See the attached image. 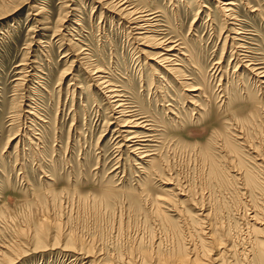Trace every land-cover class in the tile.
Returning a JSON list of instances; mask_svg holds the SVG:
<instances>
[{
    "label": "rangeland",
    "instance_id": "obj_1",
    "mask_svg": "<svg viewBox=\"0 0 264 264\" xmlns=\"http://www.w3.org/2000/svg\"><path fill=\"white\" fill-rule=\"evenodd\" d=\"M95 1L0 0V245L3 242L19 243L21 249L25 245L32 248V237L21 239L20 243L16 231L28 228L27 223L42 217L56 223V230L50 229L42 240L46 249L24 252L22 256L18 255L21 257L18 262L12 260L6 264H87L89 260L84 256L63 250V245L70 246L77 241L87 245L93 251L91 253H98L112 263L119 256L130 257L138 264L136 261H143V250L152 256L146 264H158V253L166 256L175 255L178 249L197 254L203 251L200 246L203 235L195 234L192 240L184 228V237L180 238L181 233L169 227L166 229L151 213L129 207L126 191H139L144 185L152 195H157L162 190V183L156 175L151 176L152 180L147 178L148 172L142 169L138 160L134 161L126 147L120 146L112 124L111 107L108 108L104 94L90 80L87 64L105 68V75L110 76L108 79L112 83L123 84L129 102L139 100L148 115L150 112L164 121L163 173L171 176L178 185L181 183L184 192L191 191L192 202L198 208L203 205L211 214L214 212L215 218L228 226L233 240L240 244L243 238H239V234L245 230L248 215L252 214L241 180L236 177L238 189L231 179L225 187H218L208 178V164L194 149L195 145L205 144L212 130L224 125L231 126L230 131L235 133L238 116H245L249 108H254L256 96H262L264 92L251 77H233L235 65L229 45L222 49L223 37L229 33L219 3L215 0H143L145 5L142 2L146 7L161 10L159 23L169 27L168 33L172 37L185 41L199 66L207 68L220 62V68L226 71L223 76L216 77L189 76L207 90L206 100L204 95L200 102L206 111H210L208 117L193 122L190 114L184 111L187 99H182L187 92L176 81L180 78L168 77L150 58L155 50L138 45L128 24ZM232 1L240 18L237 23L248 37L251 36L249 33H256L253 37L257 49L263 51L264 0ZM255 9L263 14L259 15L253 11ZM221 28L222 36L219 35ZM257 45L252 44V47ZM82 53H88V58H83ZM183 68V76L191 74L190 64L186 63ZM153 69L170 82L171 86L162 88L165 93L153 85L157 77L151 74ZM225 87L231 89L230 92L237 89L243 97L247 92L248 97L240 98L239 104L233 102L226 108L217 96ZM166 91L165 99L172 96L174 100H163V103L161 100ZM172 101L182 115L180 129L167 122L169 116L161 107V102L166 105ZM243 125L250 149H244V153L240 148L236 151L242 157L250 158L255 149L264 156V125L260 122ZM226 160H229L226 161L229 172L235 176L237 167L233 163L231 166L230 158ZM260 181L264 186V178ZM110 187L122 194L113 206H106L93 195ZM259 196L256 208L264 214V194ZM170 214L174 215L173 212ZM257 236L264 240V230L250 235L249 240ZM155 242L160 243L159 248L154 246ZM188 242L193 243V249L188 248ZM208 246L211 252L202 257L211 264L217 261L245 264L238 252L230 256L223 253L216 258L214 253L217 254L219 249ZM137 251H140L139 255ZM89 259L93 260L92 257Z\"/></svg>",
    "mask_w": 264,
    "mask_h": 264
},
{
    "label": "bare ground",
    "instance_id": "obj_2",
    "mask_svg": "<svg viewBox=\"0 0 264 264\" xmlns=\"http://www.w3.org/2000/svg\"><path fill=\"white\" fill-rule=\"evenodd\" d=\"M96 1L100 3L103 8H106L114 15L119 16L128 24L129 29L132 32L131 36L133 37L134 41L138 43V45H144L155 50L151 53L150 58H153V62H155V65L157 67L165 71V73H167V76L171 79L172 77L180 78V80L176 81L179 83V85L182 86L181 88H184L183 90L187 92L186 94L184 93L185 95L183 96V99L181 98L183 101L187 99V106L186 109H184L185 114H190L189 117L193 122H197V120L203 119L205 116L208 117L210 111H206L205 106L202 102H200V97L204 96L207 90L205 91L204 87L202 86L203 84L201 85L200 83H196L197 81L195 82L192 79V76H199L200 78H202V76H223L226 71H222L223 69L220 68V62H215L211 65V67L207 68L203 65L199 66L194 60L193 50L185 43V41L181 38L175 39L174 37H172V35L168 33L170 32L168 31L169 27L165 24L161 25L159 23L161 21L160 17H162L163 14L161 10L156 7L153 8L144 6L145 1L143 2V0ZM215 1L219 3V11L224 17V21L226 20L227 22V26L225 27V29L229 34H226L223 37L222 49L224 50L226 46L229 45V51L230 54H232V59L234 60L235 65L233 69V77H251V79H254L255 81H257V83L260 84L259 86H261V88H259H263L264 90V49L263 51L257 49L258 45L255 42V37H253L256 36V33H249L251 34V36L249 37H253L252 39L249 38L247 36L248 34L243 30V27H241L240 24L237 23L238 19L240 18H238V15L235 13L236 5L232 0ZM142 2L144 4H142ZM253 11H257L259 15L263 14L262 11H259V9H255ZM35 14L37 15V13ZM220 30L221 32H219V35L222 36V28ZM250 40L254 41V43H251ZM252 44L257 45V47H252ZM82 54L83 58H88V53ZM186 63L192 66V72L191 74H188L187 77L183 76L185 73V68H183V66H185ZM87 65L88 66L86 69L88 70L86 71H89L90 80L93 81L95 83V86L104 94L105 98L109 103L108 108L111 107L110 110L112 112L111 114L113 117L112 124L115 125L114 130L121 144L119 145L123 146V148L126 147V149L128 150L127 152L130 153L129 156L135 158L134 161L138 160V163L139 165L141 164L140 166L142 167V169L145 172H148L147 178L150 177V180H152L153 177L151 176L156 175L157 178H160L162 183V190L160 189L157 195H152L144 185L139 187V191H126V193H128V196H126L128 197V201L126 202H128L129 207L139 212L144 211V213H151L154 218L158 221V223L162 226H165L166 229L167 227H169L171 230L176 231L178 234L181 233L180 238L181 236L184 237V228L186 229V233L188 234L187 236L191 239L192 236H194L195 234L196 236L197 234L203 235V237L200 238V246L203 248L201 254L193 253V251H189L188 253H186L183 252L182 249H178L175 255L171 254L162 256L158 253V258H156L157 263L211 264L209 263V261L203 259L202 256H206L208 252H211V249H209L208 245H214V248L219 249V251H217V254L214 253L216 258L221 256L223 253H228V256H230L231 254L236 255L238 252L242 255V262H245V264H264V240L257 239L258 236L252 241L249 240L250 235H256L257 233L261 232V230H264V214L262 210L260 211V209L256 208V201L258 200V196H262V194H264V186L260 183V178H264V156H262V154H260L259 152L255 151V149L252 151V153L255 154L250 158H248L247 156L242 157L240 153L236 151L238 148H240L241 153H244V149H250V147L246 143L245 132L244 130H242V128L244 127L243 124L246 123L247 126H250L254 125L255 122H260L262 125H264V92L262 93L263 95L261 94L262 96H256L257 100L253 101V104L255 105L254 108H249L248 113L245 116H238V119L236 121L238 123L237 127L242 131L238 130L236 127V129L234 128V131H237L234 133L233 130L230 131L231 126L224 125L220 129L212 130L210 132V136L205 140V144L203 146L197 147L195 145L194 147V149L197 150V152L201 156V159H203L205 163L208 164L207 175L208 178H211V180L209 179L210 181L213 180L215 183L218 184V187H225V185L228 184V180L230 179L235 181L236 185V180L238 178L239 180H241L240 185L243 186V190L246 191L247 196L249 197L248 202L251 205L250 210L252 214L248 215L249 218L246 223L245 230L241 231V234H239V238H243V241H241V243L239 244V242L236 243L233 240L231 230L228 229V226L224 224V222L215 218L216 216L214 212H212L211 214V212H208L206 209L203 208V205L201 206V208H198L196 203L192 202L193 197L191 198L190 196L191 191L187 193L184 192L185 190L180 187L181 183L180 185H178L179 183L174 182L171 176H167L163 173L165 167L163 160V148L166 143H163V138L164 136H166V125L164 121L159 119L155 114L152 115L150 112L148 115V112L145 111V108L142 104H140L139 100L135 102H129L128 96L125 91L126 89L122 86L123 84L120 83L121 85H116V83H112V81L108 79V77L110 76L107 77V75H105V68H102L98 65ZM151 74L157 76L156 81H154L153 85H157L156 87L159 88V92L161 90L164 91L166 86H171L170 82H168V80L165 78L166 76L159 75L157 69H153V72ZM189 76L192 78H189ZM237 79L239 80V78ZM152 81L153 80L151 79V84ZM240 83L242 84L243 82ZM225 84L227 87L228 84L226 82ZM163 87L165 88L162 89ZM226 89H220V91L218 92L219 95H217L218 98L222 100V102L219 100L220 103H223L226 108H230L233 102L239 104L240 102L237 101L240 98L248 97L247 92L246 95L243 97V95L240 94L235 88H233L231 92V89H227L228 91H226ZM127 90L129 91V89ZM167 95L168 94L166 91L164 98L162 97V102L163 100L164 102H168L171 99L174 100L172 96H169V99L167 98L168 100L165 99ZM131 97L133 96L131 95ZM203 98L204 100H206L205 98H207V96ZM162 102L161 107L163 106V112L169 116V118L167 117V122L169 121L168 123L172 127L178 126L180 129V126H182L183 123V119L181 113L177 112L176 104H173L172 101L171 103H166V105H162ZM175 135L178 136L180 134ZM221 158H223V160ZM229 158L230 164L233 163V166L237 167V172L235 176L231 174L228 170V165L226 164V161L229 160L226 159ZM144 164H147L145 165V167L148 168H145L143 166ZM139 165L137 164V167H139ZM258 174H260L261 177ZM121 194L122 193L118 190L110 187L101 190L97 196H93L95 199H100L101 202L98 201L99 203H104L106 206H113L115 204V201L118 200V197ZM186 202H188L187 206H185ZM169 211L173 212L174 215H171ZM27 224L29 225L28 228L26 227L25 229H18L16 231V238L20 237L18 240L21 243V239H26L28 237H30L31 239L32 237L34 242V245L32 246L34 247L31 248L28 247L29 245H25L21 249L19 243L7 244L3 242V244L0 245V264H6L8 262H11L12 260L18 262V260L21 258L18 257V255L22 256L21 254L27 251H37L39 249H46L47 246L46 244H42V240L45 237V234L50 229L56 230L55 221L52 222L42 217L34 221L31 220V223ZM229 239L231 241L226 243ZM159 244L160 243L155 242L154 246L156 248H159ZM187 245L188 248L192 247L193 249L192 242H188ZM63 250L70 251L73 254L76 253L78 255L84 256V259H87V261L89 260L87 264H135V260H133L132 258L127 257L124 259L123 257L119 256H117L115 262H109L106 259L102 258L101 255H99L98 253H91L93 251H91L89 247L87 248V245L83 244L81 241H77L70 246L63 245ZM136 253H138L139 255L140 251H137ZM141 253L144 257L142 258L143 261L140 262L138 260L136 261V263L146 264L147 260H150L152 256H150L145 250L141 251ZM90 257H92L93 260H90ZM233 261V263H237L236 260ZM213 264H221V262L219 263V261H217Z\"/></svg>",
    "mask_w": 264,
    "mask_h": 264
}]
</instances>
